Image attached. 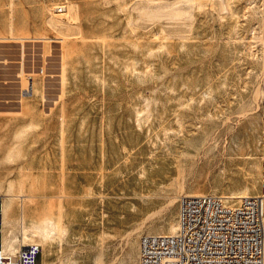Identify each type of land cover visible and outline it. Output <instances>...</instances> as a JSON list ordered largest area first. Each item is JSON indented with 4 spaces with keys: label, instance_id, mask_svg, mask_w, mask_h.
Instances as JSON below:
<instances>
[{
    "label": "rangeland",
    "instance_id": "rangeland-1",
    "mask_svg": "<svg viewBox=\"0 0 264 264\" xmlns=\"http://www.w3.org/2000/svg\"><path fill=\"white\" fill-rule=\"evenodd\" d=\"M263 41L264 0H0V193L37 184L55 198L57 171L119 251L169 232L177 198L139 223L180 185L232 203L259 192ZM3 222L10 248L65 230L52 215L43 228Z\"/></svg>",
    "mask_w": 264,
    "mask_h": 264
},
{
    "label": "built area",
    "instance_id": "built-area-1",
    "mask_svg": "<svg viewBox=\"0 0 264 264\" xmlns=\"http://www.w3.org/2000/svg\"><path fill=\"white\" fill-rule=\"evenodd\" d=\"M56 9L62 12L64 6ZM258 53L260 191L243 194L234 203L216 192L179 194L174 231L142 233L139 264H264V41ZM24 78L32 84L31 74ZM22 94L31 93L23 88ZM17 241L14 248L0 244V264H37L41 244Z\"/></svg>",
    "mask_w": 264,
    "mask_h": 264
},
{
    "label": "crops",
    "instance_id": "crops-1",
    "mask_svg": "<svg viewBox=\"0 0 264 264\" xmlns=\"http://www.w3.org/2000/svg\"><path fill=\"white\" fill-rule=\"evenodd\" d=\"M32 95L33 91L30 96ZM47 99H50V103L53 105L55 95L47 96ZM67 183L61 174L55 171V178L52 180V190L55 191V198L51 194L40 193L41 188L37 184L34 188L26 187L25 189L19 188L17 191L13 190L15 193H21L19 196L6 194L9 192V187L3 193H0V244L4 245L3 232L5 225L2 221L3 216L7 221V228L11 226L21 227V221L24 224H35L37 227L43 228L48 227L42 222L44 216L52 215L55 221L62 223L65 230L60 232L59 228L55 226V234L51 239L36 236L41 244V251L36 258L37 264H139V238L137 250L108 251V223L103 222V220L86 219L82 206L79 207L76 203H72V195H69ZM50 184L49 180L45 182L44 189L46 192L51 188ZM62 191H64V194ZM24 195H27L28 198H25ZM119 215L115 219V226L114 224L111 225L112 229L124 228V225L120 223L124 216ZM128 221H125V223ZM97 233H100L99 240H97ZM93 240L95 250L87 249L90 248ZM17 245L18 241L14 243V247ZM47 247L50 248V251Z\"/></svg>",
    "mask_w": 264,
    "mask_h": 264
},
{
    "label": "bare ground",
    "instance_id": "bare-ground-1",
    "mask_svg": "<svg viewBox=\"0 0 264 264\" xmlns=\"http://www.w3.org/2000/svg\"><path fill=\"white\" fill-rule=\"evenodd\" d=\"M64 11L65 12H67V11H69V7L67 6V5H64ZM60 20V19H59ZM58 21V20H57ZM53 22V21H52ZM27 41V40H26ZM20 42H21V40H20ZM60 71H61V73H60V82L62 81V78H63V76H62V73H63V70H62V68L60 69ZM23 75V74H22ZM21 75V76H22ZM20 76V82H18V83H22L21 81H22V77ZM19 77V76H18ZM18 79V78H17ZM20 87V86H19ZM21 88H22V86H21ZM21 88H20V90H21ZM29 89V88H28ZM30 90V89H29ZM28 91V90H27ZM22 92V91H21ZM257 94H258V88L256 89V91H255V93H254V96L255 97H257ZM21 95V94H20ZM59 96V95H58ZM258 100V99H257ZM18 108V107H17ZM206 139H208V138H206ZM206 142V141H205ZM178 191L180 192V193H182V192H184V189H183V187L180 185L179 186V188H178ZM193 194H197V193H193ZM11 195V194H10ZM14 195V194H13ZM239 196H241V195H239ZM239 196H231V197H233V198H237V197H239ZM176 198L177 197H168V199H166L161 205H160V207L159 208H157V209H154V210H151L150 212H148L145 216H144V218L140 221V223L139 224H141V226H142V224H144V223H148V222H150V221H153V220H156L157 218V215L161 212V211H163V210H165L166 208H168L169 206H171L175 201H176ZM2 221H3V218H2ZM167 226V228H168V230H169V232H172V231H174V228H175V223H173V224H171V223H167L166 224ZM139 226V225H138ZM138 226H137V228H138ZM33 228V227H32ZM137 228H136V230H137ZM36 229H37V227H36ZM30 230V229H29ZM42 230V229H41ZM132 230V229H131ZM22 231V230H21ZM24 232H27V230H25L24 229ZM36 232V231H35ZM44 232V231H43ZM25 234V233H24ZM29 234H30V232H29ZM131 234V231L130 232H127V234H126V237L127 236H129ZM35 235V234H34ZM28 236V235H27ZM32 236V235H31ZM36 236V235H35ZM131 236V235H130ZM26 237V236H25ZM7 240V239H6ZM5 240V241H6ZM9 245V244H8ZM10 247H12V246H10Z\"/></svg>",
    "mask_w": 264,
    "mask_h": 264
}]
</instances>
